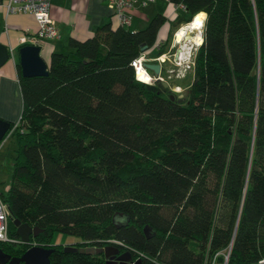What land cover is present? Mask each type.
<instances>
[{"label":"trees","instance_id":"obj_1","mask_svg":"<svg viewBox=\"0 0 264 264\" xmlns=\"http://www.w3.org/2000/svg\"><path fill=\"white\" fill-rule=\"evenodd\" d=\"M170 2L185 7L177 25L206 19L182 101L131 64L162 13L142 30L105 22L71 38L43 77L17 63L4 251L31 245L16 240L18 218L42 228L32 240L54 247L51 264H106L79 247L116 242L143 264H264V0ZM56 231L78 236L75 249L52 243Z\"/></svg>","mask_w":264,"mask_h":264},{"label":"crops","instance_id":"obj_2","mask_svg":"<svg viewBox=\"0 0 264 264\" xmlns=\"http://www.w3.org/2000/svg\"><path fill=\"white\" fill-rule=\"evenodd\" d=\"M4 1L0 0V42L11 49L13 56L4 63L3 67H0V115L5 121L16 123L20 120L23 108L22 91L17 72L18 48L24 45L21 38L29 37V35L37 32L38 26L31 14L15 13L14 15H6ZM159 1L156 0L153 4L150 3L144 7L136 5L133 8L132 25L135 21L138 27L132 30H140L144 26L143 24L149 22L154 15L162 13L168 20L159 29V39H164L165 46H167L165 53L170 51L169 53L172 54L177 51L178 54L187 56L194 50L195 54L204 37L205 12L200 13L204 15V19L196 15L192 17V22L177 25V21L185 13V9L176 7L170 0H163V3ZM107 4L108 0H52L50 12L59 28V38L54 39V41L45 40L38 45L41 51V59L49 64V59L54 52L67 51V43L71 38L77 40L91 38L94 30L99 25H104L105 22H111L115 27L119 25L114 13L108 8ZM196 18L203 20L202 25L197 29L194 26ZM169 56L167 55L166 58ZM169 58L171 59V57ZM172 66L175 73L181 71L180 67ZM187 70V73L191 72L193 77V68ZM163 74L167 76V72L164 70ZM173 76L175 77L176 74Z\"/></svg>","mask_w":264,"mask_h":264},{"label":"built area","instance_id":"obj_3","mask_svg":"<svg viewBox=\"0 0 264 264\" xmlns=\"http://www.w3.org/2000/svg\"><path fill=\"white\" fill-rule=\"evenodd\" d=\"M4 2V12L6 15L26 13L33 15L35 18L38 30L34 34L29 35V37L25 36L21 38L24 45H40L42 41H54V39L59 38V28L56 25L54 18L51 17L50 12V8L52 7V0H5ZM153 2H156V0H108L107 6L114 13V16L119 25L129 29V27H131L133 23V8L136 5H138V7H144L150 3L153 4ZM177 7L185 9L182 4H179V6ZM164 41V39L156 40L153 45L154 47L144 51L142 54H139L132 60L131 64L134 68V72H136V78L138 81H141V83H153L157 81H166V83H169L172 79H177L180 81L183 77H186V73L184 72L188 71L187 69L189 68H193L195 64V57L193 52L194 50L187 56H182V54H178L177 51L172 54L169 53L170 51L168 53L163 52L161 54H158V51L164 47ZM167 55H170L169 57H171V59L169 57L166 58ZM146 62H159L161 64L160 74L155 75L153 71L146 68ZM169 62L170 64L176 65L180 68L184 67V71L182 72L181 70L175 73L172 65L167 67L168 65H170ZM163 70L167 72V76L163 74ZM175 74L176 76L174 77L173 75ZM144 75H147L149 79H145ZM177 85L179 84L177 83L176 87H178ZM185 90L186 88L182 86V89L179 91L182 92ZM17 126L18 122L14 124L13 129H16ZM13 129H11L8 134H10ZM8 134L6 135V137H4L5 139L7 138ZM4 138L3 140H5ZM3 140H1L0 144L4 143ZM2 144L0 145V147L2 146ZM8 209V205L0 197V240L12 242L13 239L9 237L8 231Z\"/></svg>","mask_w":264,"mask_h":264},{"label":"water","instance_id":"obj_4","mask_svg":"<svg viewBox=\"0 0 264 264\" xmlns=\"http://www.w3.org/2000/svg\"><path fill=\"white\" fill-rule=\"evenodd\" d=\"M142 52L148 50V47L143 43L142 44ZM19 58L18 64L21 66V74L25 77H33V76H45L47 75L48 64L41 59V51L38 45H22L18 48ZM12 52L8 48L6 44H2L0 42V67L4 66V63L12 58ZM159 62H146L145 67L154 72L155 75L160 74V66ZM167 88H169L170 84L166 83V81H161ZM186 94V90L182 92V94H170L171 98H178L180 101L184 98ZM10 122L5 121L4 118L0 115V142L10 131ZM16 227V235L18 238L17 241L21 243H29L23 254L21 255H11L8 252L4 251L0 246V264H51L50 262V254L54 250L53 246H46L42 244L34 243L33 238L37 236L42 228L41 227H33L29 225L27 222H20V219L15 218L13 221ZM148 227L146 226L144 231L148 233ZM117 244H106L102 247H94L88 246L86 248L79 247L80 251H85L86 253L90 252H103L105 254L106 264H114L115 260L119 262V264H143L141 259H134L132 257L133 252L132 249H126V251L122 252L118 243ZM65 250H73L75 249L71 244H66L63 246ZM115 257V258H114Z\"/></svg>","mask_w":264,"mask_h":264},{"label":"rangeland","instance_id":"obj_5","mask_svg":"<svg viewBox=\"0 0 264 264\" xmlns=\"http://www.w3.org/2000/svg\"><path fill=\"white\" fill-rule=\"evenodd\" d=\"M160 3H163V0L159 1ZM159 3V4H160ZM149 24V22H147L146 24H143L144 26L141 27L140 30H142V28H145L147 25ZM136 27H138V24H136V22L134 21V24L129 27L130 30L135 29ZM133 31V30H132ZM184 67L181 68L182 72ZM188 71H185L184 73H186V77H183L182 80H177V79H173L171 80L169 83L171 85L172 91L175 92V94H182V92L184 91H179L182 89V86H184L186 88V91L189 89L190 84H191V80H192V74L191 72L188 74ZM178 88L176 87V84ZM15 129L12 130V132L10 134H8L7 138L4 141V143L2 144V146L0 147V189H4L10 182V171L12 170V158L14 156V148L17 147V143L16 140H14V138L12 137V134L14 132ZM0 144V145H1ZM52 243H65V244H73L76 241L80 240V238L76 235H71L68 233H61V232H54L53 236H52Z\"/></svg>","mask_w":264,"mask_h":264},{"label":"bare ground","instance_id":"obj_6","mask_svg":"<svg viewBox=\"0 0 264 264\" xmlns=\"http://www.w3.org/2000/svg\"><path fill=\"white\" fill-rule=\"evenodd\" d=\"M202 23H203V20L201 19V18H196V21H195V23H194V26L196 27V29L197 28H199L201 25H202ZM193 26V27H194ZM194 27V28H195ZM180 39V38H179ZM144 77H145V79H149V77L147 76V75H144Z\"/></svg>","mask_w":264,"mask_h":264},{"label":"flooded vegetation","instance_id":"obj_7","mask_svg":"<svg viewBox=\"0 0 264 264\" xmlns=\"http://www.w3.org/2000/svg\"><path fill=\"white\" fill-rule=\"evenodd\" d=\"M115 258V257H114ZM116 263H119L117 260H115ZM127 264V263H126Z\"/></svg>","mask_w":264,"mask_h":264}]
</instances>
